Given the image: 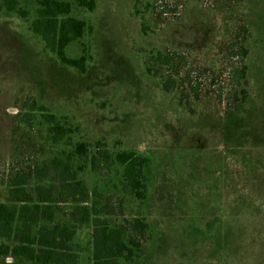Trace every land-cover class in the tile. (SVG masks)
Segmentation results:
<instances>
[{
	"label": "rangeland",
	"instance_id": "rangeland-1",
	"mask_svg": "<svg viewBox=\"0 0 264 264\" xmlns=\"http://www.w3.org/2000/svg\"><path fill=\"white\" fill-rule=\"evenodd\" d=\"M60 1L93 27L67 49L70 58L89 51L84 74L29 30L38 0H20L27 18L0 8V203L16 173L33 178L79 142L136 151L151 159L145 204L121 192L116 166L88 165L80 178L113 220L147 219L137 264H264V0H97L93 12ZM243 65L245 102L231 77ZM33 102L72 127L69 145L53 144ZM63 201L65 221L73 205ZM90 240L81 229L75 242Z\"/></svg>",
	"mask_w": 264,
	"mask_h": 264
},
{
	"label": "trees",
	"instance_id": "trees-1",
	"mask_svg": "<svg viewBox=\"0 0 264 264\" xmlns=\"http://www.w3.org/2000/svg\"><path fill=\"white\" fill-rule=\"evenodd\" d=\"M37 3V16L30 22L29 30L41 38L46 49L63 65L86 73L91 59L89 51L84 49L79 58H70L67 49L92 34L93 27L72 16L69 2L38 0ZM77 3L89 12L97 6V0H77ZM0 8L28 17L20 8V0H4ZM239 54L246 58L248 51L241 48ZM159 58L165 64L174 62L169 56ZM247 70V65H243L231 75L242 86V102L248 98ZM31 108L40 112L53 144L69 145L72 127L36 102ZM34 118L27 115L24 122L31 124ZM100 147L93 150L88 143L79 142L70 152L63 151L62 156L52 159L47 167L34 169L33 178L16 173L8 185L10 202L0 203V257L20 258L33 264H81L84 253L90 255V264H137L143 259L145 243L151 235L147 219L113 220V208L103 204L98 189L91 190L80 173L89 166L92 172L99 173L103 163L116 166L121 169V192L145 204L149 197L151 159L136 151L111 154ZM62 200L73 205L65 221L59 219L63 214ZM81 229L91 231V240L83 247L75 242Z\"/></svg>",
	"mask_w": 264,
	"mask_h": 264
}]
</instances>
